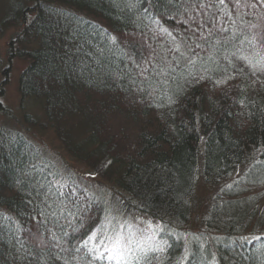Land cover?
I'll use <instances>...</instances> for the list:
<instances>
[{
	"label": "trees",
	"instance_id": "obj_1",
	"mask_svg": "<svg viewBox=\"0 0 264 264\" xmlns=\"http://www.w3.org/2000/svg\"><path fill=\"white\" fill-rule=\"evenodd\" d=\"M252 2L33 0L24 9L33 15L13 39L28 59L21 105L36 98L45 116L25 120L53 128L72 157L112 181L125 218L140 213L172 231L142 242L132 264H264V210L243 196L264 185V44L246 23L264 27V5ZM0 112L12 115L2 101ZM77 175L0 123V264H108L88 252L108 207ZM200 182L217 190L204 226L176 236L190 228Z\"/></svg>",
	"mask_w": 264,
	"mask_h": 264
},
{
	"label": "rangeland",
	"instance_id": "obj_2",
	"mask_svg": "<svg viewBox=\"0 0 264 264\" xmlns=\"http://www.w3.org/2000/svg\"><path fill=\"white\" fill-rule=\"evenodd\" d=\"M23 0H0V101L10 108L12 115L0 112V123L10 126L11 128L24 132L30 139L39 144L53 158H57L60 165L66 170L73 171L78 174L80 180L87 186L98 192L106 202L108 207L105 225L102 232L99 231V238L103 235L111 234L112 229L118 225H124L120 231L126 237H133L135 240L142 242H154L157 237H161V232H170L169 229L160 225L146 215L130 213L129 218H125L121 214L120 209L115 206L117 196V187L112 181L105 178L102 173L96 172L84 161L72 157L66 150L63 143L50 126L41 127L25 120L24 113L33 112L40 121H45V116L41 107V103L36 98H30L25 102V106L21 105V94L19 90V76L23 68L26 66L28 59L24 56L16 54L20 47L18 43L13 41L15 35L22 30L25 16L31 18V10H24L28 5H33V0L23 1L24 8L17 18H11L17 15V5ZM10 19V20H9ZM9 20V21H7ZM7 21V22H6ZM216 188L200 182L197 187V200L199 207L192 214L190 228H184L175 232L176 236L180 233L198 234L202 227L203 215L207 208L213 202ZM255 194L257 199L258 213L264 210V185L254 186L243 193V196ZM242 195V194H241ZM111 221V223H109ZM164 229V230H163ZM172 233V231H171ZM141 234L143 238L141 237ZM166 235V234H165ZM198 239L200 237L198 236Z\"/></svg>",
	"mask_w": 264,
	"mask_h": 264
},
{
	"label": "snow or ice",
	"instance_id": "obj_3",
	"mask_svg": "<svg viewBox=\"0 0 264 264\" xmlns=\"http://www.w3.org/2000/svg\"><path fill=\"white\" fill-rule=\"evenodd\" d=\"M218 3L220 5H224L225 0H218ZM256 3L264 5V0H256ZM209 6H215V5H209ZM234 6L239 10L241 6L244 7H254L255 4L252 2V0H234ZM248 23V26L251 28H260L261 30L254 34L253 40L259 39L261 44H264V27H261L259 25H253ZM224 31H227L225 28ZM177 51L179 49L177 48ZM261 71H264V69H261ZM222 81H217V83H221ZM110 163V162H109ZM58 185L59 188L57 189L58 195L63 197L65 196V193L63 191H60L63 187L66 186V184L62 183L61 180H55L50 187H54ZM75 190H70L68 195H74ZM75 204V201H73ZM88 209L85 207L81 214L86 212ZM111 223V221H109ZM124 225H118L117 227H114L112 229L111 234H105L103 235L102 239H97V236L99 234L93 233L89 240L96 241L97 246L91 249H88L89 260H95V261H108V264H132L131 261H129L130 256H135V251L140 250L143 251V247L141 246L140 240H135L133 237H126L123 235V233L120 231ZM141 237L143 238L142 234ZM88 241H85L83 245L80 247L87 248ZM80 247H77L75 249L76 252L80 251ZM103 249V251H101ZM149 251H152V249H149ZM138 260L139 257H136Z\"/></svg>",
	"mask_w": 264,
	"mask_h": 264
}]
</instances>
